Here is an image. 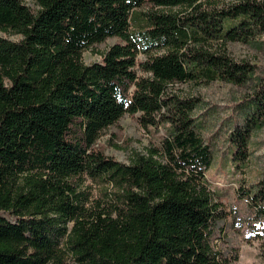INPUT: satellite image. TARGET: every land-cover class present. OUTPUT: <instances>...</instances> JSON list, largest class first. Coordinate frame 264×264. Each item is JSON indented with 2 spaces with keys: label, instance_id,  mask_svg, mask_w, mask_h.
<instances>
[{
  "label": "trees",
  "instance_id": "trees-1",
  "mask_svg": "<svg viewBox=\"0 0 264 264\" xmlns=\"http://www.w3.org/2000/svg\"><path fill=\"white\" fill-rule=\"evenodd\" d=\"M32 2L0 0V33L19 37L0 36V264H231L212 244L219 204L197 102L169 86L247 83L248 66L223 48L264 34V0L209 12L201 0ZM172 8L182 11L161 10ZM109 38L120 42L85 65L82 53ZM249 107L228 138L234 163L264 99ZM124 115L166 133L128 164L95 148ZM85 180L105 184L107 201L92 202Z\"/></svg>",
  "mask_w": 264,
  "mask_h": 264
},
{
  "label": "rangeland",
  "instance_id": "rangeland-1",
  "mask_svg": "<svg viewBox=\"0 0 264 264\" xmlns=\"http://www.w3.org/2000/svg\"><path fill=\"white\" fill-rule=\"evenodd\" d=\"M236 1L201 0V10L226 9ZM23 2L34 9L32 0ZM150 10L148 6L137 9L135 20L131 22L132 31L139 29V24ZM161 10L182 11L179 8ZM0 36L11 41L19 39L18 36L3 33ZM119 42L118 38H109L91 46L82 53V62L85 65L100 62L101 55ZM223 49L232 61L248 66L252 77L247 83L241 86L221 81L184 83L170 85L169 89L175 96L197 102L193 117L211 154L206 179L215 202L219 204L212 244L227 256L236 255V260L229 257L231 264H264V107H260L253 116L259 125L254 126L249 134L243 161H231L236 148L228 141L235 129H242L252 118L253 111L249 106L264 99V34L256 36L249 43H227ZM144 59L145 55L139 52L137 61ZM137 73L141 75L138 70ZM137 117L124 115L117 123L103 130L95 148L118 163L128 164L134 153L158 147L166 134L164 126L144 129ZM105 186L85 180L82 189L88 192L92 202L99 201L102 205L107 201Z\"/></svg>",
  "mask_w": 264,
  "mask_h": 264
}]
</instances>
